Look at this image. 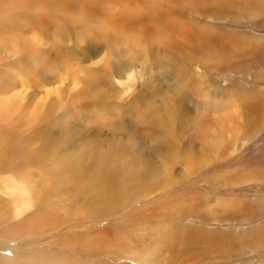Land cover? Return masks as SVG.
I'll list each match as a JSON object with an SVG mask.
<instances>
[{"label":"rangeland","instance_id":"1","mask_svg":"<svg viewBox=\"0 0 264 264\" xmlns=\"http://www.w3.org/2000/svg\"><path fill=\"white\" fill-rule=\"evenodd\" d=\"M92 85L106 101L87 98ZM0 90L18 105L2 126L40 158L0 169V264H264V0H0ZM140 99L186 120L165 179L94 205L56 182L66 149L42 157L38 134L81 130L108 147L100 119L130 129L162 171ZM29 187L57 218L15 215Z\"/></svg>","mask_w":264,"mask_h":264},{"label":"bare ground","instance_id":"2","mask_svg":"<svg viewBox=\"0 0 264 264\" xmlns=\"http://www.w3.org/2000/svg\"><path fill=\"white\" fill-rule=\"evenodd\" d=\"M118 69L115 71L117 72L116 76H118ZM103 90H100L99 87L92 85L90 92H85V95L87 94V98L89 99H104L107 95ZM109 99L110 98H108V100ZM140 102L143 106L144 115L146 114L148 117L151 116L152 121L150 123L155 128L156 132L162 133L159 135L158 139H154L156 142H153L156 145V156H160L165 162L163 164L166 167H164L162 171V168H158L153 164V159L151 161L150 158H147L144 155V149L141 146H137L138 143L136 138L133 134H131V131L129 132L130 129L128 130L122 124L115 122L108 123L105 122L106 119H100L99 125H101L102 128H105V125L108 126L110 124V127L107 129L108 131H111L114 136L108 147H104L105 145L103 146L101 137H92L91 134L90 137H84L81 135V130L67 132L63 134V136L61 135L58 139L52 138L49 130L47 129L38 134L39 138H41V134L48 135L49 137H46L44 145H41V148L36 151V153L42 155V157H44L47 153L49 154L50 152H57L66 149L64 155H60V163L54 171V173H56V182L71 179L76 184V193L83 192V195H88L90 203L94 205L98 204V201L104 197H108V199L110 198L109 200L123 204L128 198V192L130 195L134 196L137 192H143L151 188L157 176L162 175L160 179H165L168 176L167 170L170 169L167 168V166L172 164L175 155L178 153L177 150L179 149V146L177 145L178 143L173 140V137H175L174 132L182 131L186 120L181 119V122L179 121L180 124L179 122L177 123L178 112L176 113L174 108H170V105L169 108L161 114V109L151 105L146 107L141 99ZM14 103L10 104L8 100L0 102V169H5L12 165L15 166V161H19L20 163L35 160H38V162L40 161L39 157H37L38 159L34 158L33 160L34 156H32V160H30V158L26 155V153L28 154L33 152V144L30 145L27 142H16L13 137L9 136L10 133L6 130V127L2 126V122H4L14 109L18 107V105ZM104 110L106 112V108ZM153 113L155 114L154 118L152 117ZM102 117L103 116H101V118ZM42 119L39 120V122H42ZM112 120L114 121V119ZM137 123H139V121ZM64 132L66 131L64 130ZM124 136L127 137L124 138ZM31 140L30 142L33 141ZM84 140L89 142L88 146L85 144L86 146L82 149L76 148L78 145L75 143ZM149 141L151 140L149 139ZM71 142H74L75 145L71 144ZM126 163H136L137 166L136 168L130 167V169L127 170L128 166ZM153 165L158 168L157 172L153 170ZM128 172H131V174H128ZM150 175L153 176L150 177ZM128 177L130 180H126ZM46 198H48L46 194L37 197L34 188L29 187L27 190H24L21 194H19L15 200H13L15 205V215H19L27 210H30L36 205L37 211L29 219L30 223L43 224L52 219L54 220L57 216L55 213H51V210L47 208L46 202H48V200ZM192 235L199 239L203 236V233L193 232ZM54 259L55 258L47 262L42 261L41 264H60L59 262L54 261ZM64 259L67 260L65 264H74L73 261L65 257L57 258L58 261H63ZM9 263L16 264L12 262Z\"/></svg>","mask_w":264,"mask_h":264}]
</instances>
